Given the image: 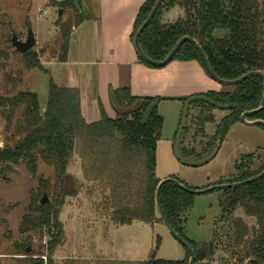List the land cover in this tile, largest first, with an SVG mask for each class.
<instances>
[{
    "label": "trees",
    "instance_id": "trees-1",
    "mask_svg": "<svg viewBox=\"0 0 264 264\" xmlns=\"http://www.w3.org/2000/svg\"><path fill=\"white\" fill-rule=\"evenodd\" d=\"M156 2L146 0L140 7L132 42ZM58 4L63 12L70 13L68 17L62 15L55 23L60 36L55 58L58 62H66L74 30L88 17L82 11V0H61ZM171 8L181 10L182 16L174 22H166L163 12ZM186 36L198 42L212 71L223 80L239 79L248 72L264 74V0H164L141 34L139 43L150 59L160 62ZM1 37L13 49L11 37ZM0 58L9 59L6 50L0 52ZM20 58L25 70L49 74L35 51L20 55ZM138 60L157 69L139 56ZM174 61H195L210 76L201 54L189 42L178 50L171 62ZM5 62L1 64L3 70L7 66ZM22 78L23 72H17L15 76L5 73L11 89L4 92L0 87V118L7 134L4 146L0 147V177L8 179V175L20 166H25L33 177H37L41 164L53 172L52 181L39 178L38 190L31 194L28 212L21 219L19 233L24 239L15 245V250L30 257L24 264H188L190 253L187 250L186 258L180 261L157 260L153 250L145 261L104 257H68L61 262L55 259L65 235L60 217L68 194L77 188L68 178L75 161H79L83 182L93 185L101 193L103 209L113 225L162 223L156 193L161 182L157 176V145L164 120L158 113V104L170 99L137 97L129 88L110 89L116 116L109 117L100 103L101 117L90 123L82 115L78 88L60 87L51 79L47 102L41 110L37 94L20 89ZM232 87L231 91H208L179 99L185 106L193 97H204L222 106L227 113L216 124L214 111L217 108L202 101L190 106L180 142V154L185 160L201 162L209 158L219 150L232 127L240 123L242 114L260 107L264 86L259 76ZM153 103L157 106L143 123L144 114ZM193 110L198 112L192 121ZM249 120L264 122V110L250 116ZM192 122L197 135L204 133L207 125L216 124L215 133L199 153L190 152L182 145L183 135ZM262 152L258 167L253 169L243 165L244 162L249 165L254 154L243 157L236 173L225 184L240 183L262 173L264 150ZM190 155L193 160H188ZM170 178L192 189L175 175ZM223 191L222 213L213 240L203 246H197L184 233L185 215L192 210L195 195L169 182L160 190V203L170 226L194 249V264H264V176L253 183ZM44 195L48 196L49 202L41 205L40 196ZM44 230L50 236V254L46 261L43 256H34L32 251L27 253L28 248H32V235L42 234ZM159 242L157 238L156 249Z\"/></svg>",
    "mask_w": 264,
    "mask_h": 264
},
{
    "label": "rangeland",
    "instance_id": "rangeland-1",
    "mask_svg": "<svg viewBox=\"0 0 264 264\" xmlns=\"http://www.w3.org/2000/svg\"><path fill=\"white\" fill-rule=\"evenodd\" d=\"M59 1L61 0H0V52L6 50L9 55L7 61L0 58V87L4 92L11 89L5 79V73L15 76L17 72H23L20 89L37 94L41 110H44L47 102L49 75L41 70H25L21 62V54L16 55L13 52L15 49H10L1 36L12 38V34L16 33L20 40L25 41L31 29L37 42L33 51L40 55V59L49 60L56 56L60 36L55 23L58 19V12L62 9L58 4ZM89 2L93 4L94 0H82V11L87 17L91 16L90 10L86 7ZM171 9H175L172 19L174 22L178 19L176 14L181 13V10ZM44 11L46 14H43ZM165 12H163V19ZM69 14L66 10L62 12L64 17H68ZM4 62L7 65L5 70L1 68ZM76 69L87 70L89 67L81 66ZM214 83L218 85L219 91L233 90L232 86ZM182 112L183 105L176 100H162L158 105V113L164 120L161 138L157 145V176L161 181L168 179L170 174H175L190 188L203 190L221 185L219 184L221 182L225 184L234 176L237 166L247 155L254 154V158L248 161L249 165L246 164L247 162L243 165L253 169L258 167L261 162L258 157L263 155L264 150V128L249 126L241 122L232 127L216 156L208 164L201 167L182 165L175 157L173 147ZM197 112V110L191 111L192 121ZM214 114L217 124L227 113L216 109ZM216 124L207 125L205 132L197 135L192 122L183 135V147L190 152L199 153L208 138L215 133ZM6 136L5 123L0 118V147L4 146ZM193 159L190 155L188 160ZM69 172L77 177L80 176H78L79 161L78 163L75 161ZM40 177L52 181L53 172L41 164L37 177H33L25 166L16 168L15 173L8 175V179L0 177V261L2 264H24L30 259L23 253L18 254L15 245L24 239L19 233V226L22 217L28 212L31 194H36L38 190ZM79 190L76 196H68L66 207L60 217L64 224L65 235L64 243L55 253V259L58 262L68 257L100 258L104 256L145 261L149 259L152 250L157 260L180 261L186 258L185 247L162 223L147 225L134 222L117 230L118 226L113 227L107 212L103 209L102 196L96 187L83 182ZM40 197L43 198V196ZM223 199L224 191L219 189L195 195L194 206L184 219V233L187 239L195 242L197 246L206 245L213 240L216 223L222 213ZM238 214L240 215L241 212ZM32 236V254L37 257L43 256L46 261L50 254L48 232L44 230L42 234L37 232ZM157 238L160 239V244L156 249ZM220 256L219 253L218 257Z\"/></svg>",
    "mask_w": 264,
    "mask_h": 264
},
{
    "label": "crops",
    "instance_id": "crops-1",
    "mask_svg": "<svg viewBox=\"0 0 264 264\" xmlns=\"http://www.w3.org/2000/svg\"><path fill=\"white\" fill-rule=\"evenodd\" d=\"M145 1L89 2L86 7L91 16L74 30L67 61L58 62L56 56L49 60L41 59L43 68L55 84L80 90L82 115L87 122L100 119V103L109 117L116 116L110 89L129 88L137 97L173 99L182 103L183 108L184 103L180 98L220 90L195 61H174L161 69L139 62L131 36L135 19ZM174 12L175 9L166 11L164 20L172 22ZM181 13H177L176 17L179 18ZM81 66L89 69H79V72L76 67ZM172 175L175 174H170L168 178ZM72 176L83 185L81 171L79 177L75 174ZM121 227L118 226L117 230ZM107 259L115 258L108 256Z\"/></svg>",
    "mask_w": 264,
    "mask_h": 264
},
{
    "label": "water",
    "instance_id": "water-1",
    "mask_svg": "<svg viewBox=\"0 0 264 264\" xmlns=\"http://www.w3.org/2000/svg\"><path fill=\"white\" fill-rule=\"evenodd\" d=\"M164 0H157V2L155 3L151 13L149 14L148 18L146 19V21L140 26V28L138 29L135 37H134V41H133V45L134 48L136 50V53L138 54V56L144 60L145 62H147L148 64L156 67L157 69H161L166 67L167 65H169L173 59V57L175 56V54L178 52V50L182 47L183 44L189 42L191 44H193L196 49L199 51V53L202 56V59L204 61V65L205 68L207 70V72L209 73L210 77L217 82L218 84L224 85V86H235L238 85L242 82H244L245 80H247L248 78L252 77V76H259L262 81H263V86H264V74L261 72H248L247 74H245L244 76L240 77L239 79H235V80H223L221 78H219L211 69L210 64L206 58V55L204 53V51L202 50L201 46L198 44V42L191 38V37H183L181 38L176 45L173 47V49L170 51V53L165 57V59L163 61L160 62H156L153 61L152 59H150L141 49L140 47V43H139V38L141 36V34L143 33L144 29L148 26V24L152 21V19L154 18L156 12L158 11V9L160 8L162 2ZM62 9L59 10L58 12V18L62 17ZM11 43L13 48L15 49L16 52L20 53L21 55H25L27 54L29 51L33 50L37 44L36 42V37L34 32L29 29L26 40L22 41L19 39V37L16 35V33L12 34V38H11ZM198 101H202V102H206L210 105H212L213 107L217 108V109H221L222 110V106L217 105L216 103L207 100L204 97H193L191 98L186 105L183 108V112H182V117H181V122H180V126L176 135V139H175V143H174V154L175 157L178 159V161L182 164V165H186V166H191V167H201L204 166L206 164H208L217 154L218 149L214 152L213 155H211L209 158H207L204 161L201 162H190L185 160L181 154H180V142H181V138H182V134L187 122V116H188V111L190 106L194 103V102H198ZM157 106L156 103L151 104L143 117V123H146L149 119V117L151 116V114L153 113L155 107ZM264 110V93H263V98H262V102L260 104V107L254 111H248L242 114L240 122L249 126H261L264 128V122L261 120H255V121H250L249 117L252 115H255L257 113H259L260 111ZM264 176V171L262 173H260L259 175L252 177L251 179H248L246 181L240 182V183H234V184H221V185H215V186H211L208 187L207 189H203V190H194V189H189L186 186H184L183 184H181L179 181L175 180V179H171L168 178L166 180H163L160 182L158 189H157V193H156V205H157V209H158V213H159V218L162 221V224L168 229V231L172 234V236L183 246L185 247V249L190 253V259L188 261V264H194L195 260H196V253L194 251V249L188 244V242L186 240H184L178 233H176L173 228L170 226V224L168 223L164 212L162 210L161 207V203H160V190L162 188V186L164 184H167L169 182H172L173 184H175L177 187L181 188L184 191H187L189 193H192L194 195H201V194H206L209 192H212L214 190H224V189H230V188H235L241 185H245V184H250L253 183L259 179H261ZM73 183H75L77 185V189L74 190L72 193L68 194V196H76L79 193V189L81 188V183H77L75 178L70 175L68 177ZM49 202V198L47 195H44L43 198L40 201L41 205H45ZM32 251V248L29 247L27 250V253H30Z\"/></svg>",
    "mask_w": 264,
    "mask_h": 264
},
{
    "label": "built area",
    "instance_id": "built-area-1",
    "mask_svg": "<svg viewBox=\"0 0 264 264\" xmlns=\"http://www.w3.org/2000/svg\"><path fill=\"white\" fill-rule=\"evenodd\" d=\"M43 14H46V11H44ZM40 16H42V14H40Z\"/></svg>",
    "mask_w": 264,
    "mask_h": 264
}]
</instances>
